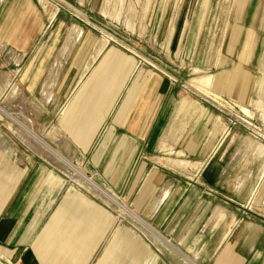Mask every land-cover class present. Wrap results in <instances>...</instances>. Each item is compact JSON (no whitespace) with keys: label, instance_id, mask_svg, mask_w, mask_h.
I'll list each match as a JSON object with an SVG mask.
<instances>
[{"label":"crops","instance_id":"1","mask_svg":"<svg viewBox=\"0 0 264 264\" xmlns=\"http://www.w3.org/2000/svg\"><path fill=\"white\" fill-rule=\"evenodd\" d=\"M6 1L0 47L28 53L43 31L37 3ZM81 34L79 26L66 34L39 94L52 99L54 90L64 100L56 123L66 150L88 156L102 185L130 208L96 182L100 191L84 172L79 177L138 225L92 229L90 201L70 195L59 201L53 169H61L54 163L75 174L69 164L53 160L34 131L32 145L39 151L29 148L33 154L13 135L0 133V255L23 264H264V216L248 206L256 185L249 166L234 162L242 151L221 148L220 141L211 148L195 128L182 129L192 107L188 103L179 118L186 97L165 131L174 110L167 75L114 47L99 56L103 40L82 69L75 63L79 56L63 69ZM67 40L71 46L65 48ZM50 142L60 141L53 136ZM172 148L175 156L193 159L158 155ZM33 155L40 161L32 162ZM76 199L85 212H70Z\"/></svg>","mask_w":264,"mask_h":264},{"label":"rangeland","instance_id":"2","mask_svg":"<svg viewBox=\"0 0 264 264\" xmlns=\"http://www.w3.org/2000/svg\"><path fill=\"white\" fill-rule=\"evenodd\" d=\"M5 2L0 0V14ZM35 2L43 31L34 48L22 53L0 47V133L13 135L15 142L22 144L21 148L33 154L29 148L39 149L32 145V136L22 127L27 123L38 137L52 144L84 172L88 180L104 187L89 157L80 155L72 147L67 151L66 138L57 132L56 121L64 100L56 98L54 90L52 99L46 100L39 94L66 34L73 26H79L82 28L80 40L74 45L63 69L76 56L79 57L75 63L82 69L100 39L106 45L99 56L114 47L125 56H133L144 65L163 71L171 84L174 102L165 131L178 102L186 97L179 118L188 103L192 107L186 111L182 129L195 128L202 137L206 136L211 148L220 141L221 148L229 144L233 150L242 151L241 156L235 158V165L249 166L250 182L256 185L248 206L250 211L264 216L261 203L264 200V0ZM69 46L67 40L64 47ZM62 55L64 50L60 57ZM55 76L54 86L58 80ZM33 119L37 120L36 126H33ZM53 136L54 141L59 139L60 142H50ZM172 151H160L158 155L176 160L193 159L175 156L173 148ZM31 161L39 162L40 159L34 156ZM189 161L186 162L190 164ZM54 164L62 170L53 169L56 184L61 187L59 201L66 195L82 196L90 201L92 229L105 226L109 232L115 225L117 229H132V225H138L122 208L107 203L92 186L91 192L86 179L76 173H67L65 167ZM106 190L130 208L123 198ZM77 200H74L75 206L70 212H85V205L81 209V201ZM121 245L128 252L123 242Z\"/></svg>","mask_w":264,"mask_h":264},{"label":"bare ground","instance_id":"3","mask_svg":"<svg viewBox=\"0 0 264 264\" xmlns=\"http://www.w3.org/2000/svg\"><path fill=\"white\" fill-rule=\"evenodd\" d=\"M20 124V123H19ZM22 127L24 128V130L26 131V133L30 134L32 137H36L35 133L33 132V130L26 124H22ZM37 138V137H36ZM39 139V141L41 142V144L50 152L52 153L54 156H53V160H54V157H55V161L56 162H63V163H66V164H69V166L74 170L75 173L77 174H82V172L77 169L72 163H70L65 157H63L62 155L58 154L54 149H52V147L47 144L46 142H44L43 140H40V138H37ZM93 183V182H92ZM94 185L100 190L103 192V190H101V188L96 185L94 183ZM262 203V206L264 207V200L261 202Z\"/></svg>","mask_w":264,"mask_h":264},{"label":"built area","instance_id":"4","mask_svg":"<svg viewBox=\"0 0 264 264\" xmlns=\"http://www.w3.org/2000/svg\"><path fill=\"white\" fill-rule=\"evenodd\" d=\"M0 264H23L20 258L9 259L0 255Z\"/></svg>","mask_w":264,"mask_h":264}]
</instances>
